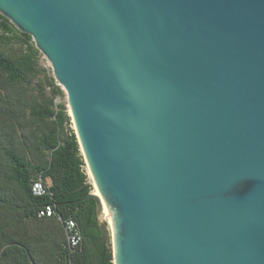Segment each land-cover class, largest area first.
<instances>
[{
  "label": "water",
  "instance_id": "water-1",
  "mask_svg": "<svg viewBox=\"0 0 264 264\" xmlns=\"http://www.w3.org/2000/svg\"><path fill=\"white\" fill-rule=\"evenodd\" d=\"M0 13L67 94L113 264H264V0H0Z\"/></svg>",
  "mask_w": 264,
  "mask_h": 264
},
{
  "label": "trees",
  "instance_id": "trees-1",
  "mask_svg": "<svg viewBox=\"0 0 264 264\" xmlns=\"http://www.w3.org/2000/svg\"><path fill=\"white\" fill-rule=\"evenodd\" d=\"M5 28L10 31L7 25ZM22 36L27 44L32 39L25 33ZM33 72L29 56L15 57L0 51V73L6 75V85L11 89L25 82L31 84ZM55 93L62 95L60 89ZM47 102L21 105L6 89L8 121L16 122L26 112L41 122L54 121L37 146V151L47 152L49 159L33 162L12 146L18 132L6 126V149L0 153V264H113L112 249L103 250L96 201L83 200L94 187L75 131L65 128L71 117L64 105H57L59 112H55L51 109L54 101ZM35 176L50 180V185L43 182L51 195H33L32 184L39 179ZM47 206L53 207L55 215L41 217ZM68 218L78 222L84 238L75 252L64 248L67 238L63 221Z\"/></svg>",
  "mask_w": 264,
  "mask_h": 264
},
{
  "label": "rangeland",
  "instance_id": "rangeland-1",
  "mask_svg": "<svg viewBox=\"0 0 264 264\" xmlns=\"http://www.w3.org/2000/svg\"><path fill=\"white\" fill-rule=\"evenodd\" d=\"M1 16L3 15L0 13V51L15 57H22L24 55L29 56L34 72L29 77L31 84L27 82L22 83L17 86V91L6 85V75L0 73V153L6 149V126H9L12 130L18 132L15 143L12 146L16 148L20 154L24 155L28 161L32 162L43 158L47 160L49 159L48 153H39L37 151V146L42 134L47 133L52 127L54 118L41 122L33 118L29 112H26L22 114L16 122L8 121V118H6V89L18 104L25 105L29 102L37 105H46L48 104L47 101L52 99L54 101V104L51 106L53 111L59 112L56 106L64 105L66 107V115L71 117L67 106V94L63 87L56 81L50 62L37 49L33 38L27 44L22 36L23 32L8 18V22H4ZM6 25L9 27L10 31L6 30ZM57 89H60L62 95H57L55 93ZM20 96L25 99L20 100ZM65 128L66 130H74V124L71 118L70 121L66 122ZM8 144L10 145L11 143L9 142ZM34 178L37 179L40 177L35 176ZM43 181L47 185H50L49 179H43ZM90 181L93 184L91 178ZM93 187V192L96 193L94 184ZM106 222L109 226L111 225L108 221ZM109 247L113 251L112 243Z\"/></svg>",
  "mask_w": 264,
  "mask_h": 264
},
{
  "label": "built area",
  "instance_id": "built-area-1",
  "mask_svg": "<svg viewBox=\"0 0 264 264\" xmlns=\"http://www.w3.org/2000/svg\"><path fill=\"white\" fill-rule=\"evenodd\" d=\"M32 193L36 197H44L51 195L49 188L44 184L41 178L35 180L32 184ZM55 215L53 207L47 206L40 212L41 217H51ZM64 230L66 233L67 242L64 248L69 252H75L78 250L84 241L82 231L78 222L74 218H68L63 221Z\"/></svg>",
  "mask_w": 264,
  "mask_h": 264
},
{
  "label": "bare ground",
  "instance_id": "bare-ground-1",
  "mask_svg": "<svg viewBox=\"0 0 264 264\" xmlns=\"http://www.w3.org/2000/svg\"><path fill=\"white\" fill-rule=\"evenodd\" d=\"M86 167H87V170H88L89 177L92 179L93 184H94L95 187H96V193L93 192V194L96 195V196L98 197V201H99V203H100V204L102 205V207H103L102 219H103L104 221H108V222L111 224L110 219H109V216H108V213H107L106 208H105V206H104L103 200H102L101 195H100V193H99L98 187L96 186V184H95V182H94V179H93L92 173H91V171H90V168H89V166H87V165H86ZM110 226H111V225H110ZM111 232H112V229H111Z\"/></svg>",
  "mask_w": 264,
  "mask_h": 264
}]
</instances>
